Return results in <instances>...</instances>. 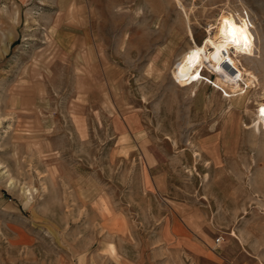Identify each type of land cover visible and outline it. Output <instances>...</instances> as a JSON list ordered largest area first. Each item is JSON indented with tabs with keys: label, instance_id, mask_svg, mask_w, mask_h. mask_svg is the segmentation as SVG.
<instances>
[{
	"label": "rangeland",
	"instance_id": "374dc122",
	"mask_svg": "<svg viewBox=\"0 0 264 264\" xmlns=\"http://www.w3.org/2000/svg\"><path fill=\"white\" fill-rule=\"evenodd\" d=\"M225 12L252 24V87L180 86ZM261 102L264 0H0V264H190L180 235L264 264Z\"/></svg>",
	"mask_w": 264,
	"mask_h": 264
},
{
	"label": "bare ground",
	"instance_id": "6f19581e",
	"mask_svg": "<svg viewBox=\"0 0 264 264\" xmlns=\"http://www.w3.org/2000/svg\"><path fill=\"white\" fill-rule=\"evenodd\" d=\"M216 22L212 26L213 35H208L201 45L193 41L189 31L192 46L176 62L173 68L174 79L180 86H190L194 81H200L201 76L198 74L208 68L211 73L219 72L222 83L232 90L240 89L241 83L246 88L252 87L255 80L253 72L240 64L241 58L253 57L255 53L252 24L249 19L246 21L230 12L220 14ZM256 120L258 126L264 125V102L257 105Z\"/></svg>",
	"mask_w": 264,
	"mask_h": 264
},
{
	"label": "crops",
	"instance_id": "0c3cea01",
	"mask_svg": "<svg viewBox=\"0 0 264 264\" xmlns=\"http://www.w3.org/2000/svg\"><path fill=\"white\" fill-rule=\"evenodd\" d=\"M176 236H179V235H176ZM180 236L181 238L188 240V242L181 241L177 244H179L180 249L185 250L191 255L192 263L190 264H200V262L208 258V251L205 246H203L202 244H199V242L193 241L192 238H190L189 236H186V235L184 236L180 235ZM173 245L175 247H171ZM171 248H177V245H175V243L174 244L170 243L169 249ZM103 261H105V263H101ZM64 264H179V263H177V260L171 256L166 257L162 255V257L160 256L158 258H149V259H144L140 257V261L139 260L131 261L126 258H121L120 260H118L117 263L113 259H98L95 256H88V257L86 256L84 258L71 259V263L65 262ZM183 264H186V263H183Z\"/></svg>",
	"mask_w": 264,
	"mask_h": 264
},
{
	"label": "built area",
	"instance_id": "2783aa9c",
	"mask_svg": "<svg viewBox=\"0 0 264 264\" xmlns=\"http://www.w3.org/2000/svg\"><path fill=\"white\" fill-rule=\"evenodd\" d=\"M219 241H220V239L219 238H217L216 239V243H219ZM218 244H216V246H217ZM215 250V249H214Z\"/></svg>",
	"mask_w": 264,
	"mask_h": 264
}]
</instances>
